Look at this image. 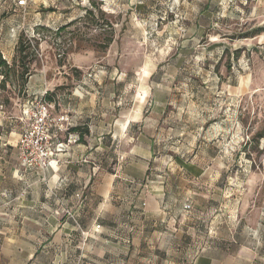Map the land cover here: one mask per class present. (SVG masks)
Segmentation results:
<instances>
[{
  "label": "rangeland",
  "instance_id": "374dc122",
  "mask_svg": "<svg viewBox=\"0 0 264 264\" xmlns=\"http://www.w3.org/2000/svg\"><path fill=\"white\" fill-rule=\"evenodd\" d=\"M262 18L264 0H28L25 9L0 0V53L14 67L6 88L0 77V264H19V244L28 252L34 244H51L49 178L15 176L21 164L17 145L31 124L28 109L48 94L53 116H67L69 130L76 126L68 105L80 113L94 103L73 96L81 82H118L119 92L107 96L105 111L138 115L148 109L153 86L168 87V111L179 117L170 121L176 127L169 139L173 148L155 166L167 175L169 210L180 212L193 201L199 211H208L198 215L211 227L186 235L203 248L227 244L232 234L227 229L234 225L236 234L241 224V217H232L239 212L246 229L262 225L264 244V60L253 55H264V49L251 40L264 26ZM41 28L46 30L38 35ZM21 37L32 45L28 61L35 63L29 73L15 66ZM109 37L114 41L107 48ZM243 54L245 73L238 62ZM245 82L259 88L242 90ZM68 137L65 132L57 139ZM125 155L132 156L111 154L107 172L114 174ZM138 160L136 168L143 166ZM177 160L202 166L205 175L190 180ZM147 175L143 185L152 179ZM32 191L30 204L23 197Z\"/></svg>",
  "mask_w": 264,
  "mask_h": 264
},
{
  "label": "crops",
  "instance_id": "0c3cea01",
  "mask_svg": "<svg viewBox=\"0 0 264 264\" xmlns=\"http://www.w3.org/2000/svg\"><path fill=\"white\" fill-rule=\"evenodd\" d=\"M255 32L251 39L257 41L254 47L264 49V26L260 25ZM253 55L263 56L264 60L261 52ZM238 62L245 73L244 54ZM77 88L73 96L81 100L90 97L94 102L80 113L75 106L67 107L74 113L76 126L72 129L81 128L82 135L70 130L60 132H68L69 137L66 142L57 139L56 146L61 144L62 150L55 154L50 167L38 174L39 178L21 164L15 173L21 180H40L42 175L48 176L50 187L51 244H34L32 252L19 244L22 246L17 248L19 264H264L262 225L247 230L242 212L232 214L238 221L241 217L243 225L238 222L236 234L234 225L231 230L227 229L232 233L227 244H209L203 248L186 235L201 233L205 224L211 227V221L202 222L198 215L208 211H199L193 201L189 202L190 211L185 210L187 203L180 212L169 210L172 195L165 182L167 175H159L155 166L164 160V153L173 148L169 139L176 127L170 121L179 117L168 111L171 105L168 87L162 86L161 91L152 87L144 115L105 111L107 96L116 97L119 92L118 82H81ZM107 88L111 89L110 93ZM258 88L256 82H245V86H241L242 90ZM116 153L132 156L120 157V165L110 174L107 172L110 155ZM138 159L143 160V166L136 168ZM175 163L190 180L200 181L205 175L202 166L181 160ZM149 172L152 179L147 181L148 185H143L147 178L149 180ZM145 187L151 188L150 191L142 190ZM23 198L30 204L35 202L33 191ZM193 200L195 204L200 202L197 198ZM97 226H100L98 232ZM253 238H257L256 244Z\"/></svg>",
  "mask_w": 264,
  "mask_h": 264
},
{
  "label": "built area",
  "instance_id": "2783aa9c",
  "mask_svg": "<svg viewBox=\"0 0 264 264\" xmlns=\"http://www.w3.org/2000/svg\"><path fill=\"white\" fill-rule=\"evenodd\" d=\"M14 3L18 9L28 6V0H14ZM28 112H32L31 124L21 136L18 145L19 156L23 168L30 173L40 174L50 167L55 154L62 150L61 144L52 148L53 139H57L60 132L69 130L72 123L67 116H53L51 104L43 98L33 104ZM191 209V204L185 206L186 211ZM99 230L100 226H97L96 231Z\"/></svg>",
  "mask_w": 264,
  "mask_h": 264
},
{
  "label": "trees",
  "instance_id": "16d2710c",
  "mask_svg": "<svg viewBox=\"0 0 264 264\" xmlns=\"http://www.w3.org/2000/svg\"><path fill=\"white\" fill-rule=\"evenodd\" d=\"M88 17L93 15V12L88 11L87 12ZM76 22H72L71 24H69L68 26H66V28H62L60 30L61 31H66V29H68L69 27H72L73 25H75ZM46 30L45 28H41L37 30V34L39 35L41 31ZM107 43L105 45V47H109L112 43H113V37H109L107 38ZM39 41L37 42V46L36 48H39ZM31 50H32V45H31V41H27L24 37H21L17 46V52H16V60H15V66L18 67L19 69H21L22 71H27V73H29V70L31 69L32 65L35 63V60H29V57L31 55ZM35 52V51H34ZM14 70V67H11L9 65V63L4 59V57L2 56V54L0 53V77L3 78L2 80V84L4 85L3 87L6 88L7 83L10 81V77L11 74ZM25 83V82H24ZM52 95L48 94L47 97H45V101L47 103H51L52 101ZM84 133H88L87 130H84ZM71 133H80L82 135V130L81 128H73L70 129ZM83 133V134H84ZM82 141V138H81Z\"/></svg>",
  "mask_w": 264,
  "mask_h": 264
}]
</instances>
